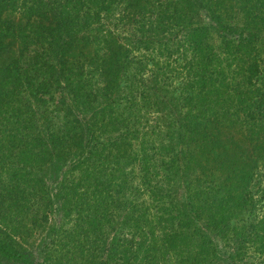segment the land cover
<instances>
[{
    "label": "trees",
    "instance_id": "16d2710c",
    "mask_svg": "<svg viewBox=\"0 0 264 264\" xmlns=\"http://www.w3.org/2000/svg\"><path fill=\"white\" fill-rule=\"evenodd\" d=\"M17 1L19 0H0V25L6 23L8 30L6 32L0 30V36L2 37L0 38V115L3 113L4 120L9 118V109L11 108L18 107V111H21V108L25 105L26 108L31 109L30 111L35 117L37 109L40 107V102L44 101L46 107L47 104H51L48 97H46L47 100L42 98L37 102L33 101L37 104V108H34L36 104L30 107L26 101L21 103L19 94L24 91V87H21L20 81L26 83L27 87L25 86V89H27L33 77H31L30 72L24 66H21L20 70L17 71L19 66L12 67L9 63L3 62L9 55V53L6 54L8 46L4 44L5 40L3 37L9 34L15 35V32L10 31L16 24L12 21L11 11L15 10ZM92 1L94 2V0L48 1V4H46L47 6L51 4L53 17L58 19L59 23L56 26L43 24L40 27L41 30L37 31L36 25L31 22L30 18L35 15L41 16V14L43 17L45 10H43V6L45 4H43L42 0H24V2H28L24 7L27 14L26 21L29 19L30 22L26 26L25 22L24 27L19 28L20 33L27 30L34 31L37 37L47 38V44H50L47 65H49L48 69H51L49 74L54 79L52 87L56 95L60 97V101L51 110L57 122L52 120L51 114L48 118L52 134H50V140H47V160L45 157L44 159L46 163L53 162L56 167L62 168L72 155H78L77 161L71 167L83 172L81 176L78 175V185L81 187L78 188L77 184H71V186L66 184L65 189L68 198L64 204L65 207H68V213L73 211L77 215L76 221L78 222L80 237L82 236L80 238L82 241L80 242L79 240L81 246L88 245L92 248L93 258L86 256L85 251L81 252L82 257H88L90 261L86 262V258V263L84 262V264H97L93 260L96 257V252L97 254H100L101 251L103 253L107 251L112 253L105 264H108L110 259H113V261H117V259L126 260L129 253L132 252V248L127 246L126 241L120 239L118 232L114 237H110V241H107L108 237L104 236L105 232L103 231L100 232L102 237L100 234H96V239H94L92 244L89 245L87 241L90 237L89 232H92V234L97 232L98 224L90 216V212L94 210L99 212L98 209L101 205L99 203L95 205V202L101 201L103 198L102 191L106 190V186L110 185L108 178L115 176L117 170H122L130 163H137L142 176L141 182L135 185L133 176L130 179L127 178L125 173L117 172L122 175L127 183V190L137 192L139 195L142 194L143 190L146 191L153 199H158L159 202L156 203L159 204L161 209L164 208L170 211L176 207L180 212L178 220L181 224H177L176 229L171 231L178 233L176 230L180 229L181 233H178L179 236H188L186 239L194 243L192 246L187 247V244H182L173 237L168 239L166 236L164 239H158L152 243L154 248L149 253L151 255L146 251L143 252L144 249L141 248L140 244L141 257H139V262L145 264L148 259L150 263L153 260L160 262V259H162L163 263H168L170 261L169 257H172L174 253L185 255L190 253L198 254L204 251L203 253H206L215 263L222 259L221 264H264V215H261L259 210H255L252 203H250L251 209L246 211L248 212L247 214L244 209L246 203H249L253 196V193L247 187L250 184L255 185V182H253L255 180L254 175L258 179L256 181L258 187H260V179L264 177V174H255V168L260 173H264V147L262 152L257 149L264 146V141L254 149L246 146V150L248 152L251 150L254 156L251 159L254 163L251 166L253 169L248 164L247 167L244 164L242 166L233 164L238 179L242 181L245 179V197L237 195L235 199H232V196H230L224 201L229 212L228 215L226 214L227 216L223 223L226 226L221 228L219 232L216 228V224H219V219L217 218V220L211 222L212 227L216 229L217 234L215 235L218 240L225 246L234 245L235 249L228 251L225 255L215 242L210 241L211 238L206 239L204 237L202 241L195 239L196 234H201L198 232L201 231L199 226L194 225L190 228L191 224L187 226V223L183 221L186 219L191 222L206 215L205 207L203 205L200 206L196 200L201 197V193H204L202 187L212 180H210V177L207 179L206 169L201 163L198 162V166L194 163L197 161L195 151L186 155L182 150L177 151L175 144L182 140L183 131H192L194 128L204 129L213 123L218 111L211 104L212 100L208 98L210 88L220 85L219 83L221 82L217 76L219 73L216 70L209 71V62L206 61L205 63L203 61L205 47H213L214 43L206 44L201 39L193 41V34L186 29L191 23L192 15H195L199 9L208 10L210 15L219 23V26L222 20L221 16L212 11L214 7L211 6L212 4L208 0H143L142 3H139V0H101L103 2V4H100L101 11L92 9L94 5V3L91 4ZM218 1L220 6L226 5L225 0ZM232 1L230 0V2ZM36 2L39 4L37 5ZM41 5L43 11L39 12ZM238 18L242 19L240 16ZM68 19L71 20V25L67 22ZM126 24L131 26V34L133 36H130L129 39L125 38L127 44L118 43L115 40L116 35L119 36L121 34H117L111 28L122 29ZM70 27L72 28L68 30ZM199 27L195 29L198 31ZM220 27L222 31L235 29L231 26H229L230 28L227 26ZM201 30L203 31L202 27ZM94 31L97 32V36L101 38V41L109 42L107 48L104 51L97 49L92 52L93 55L90 56L88 61L81 59L79 56L73 58V63L76 66L82 65L84 68L83 72L77 73L74 78H77L75 84H72L74 79L69 80L66 77L61 79L60 71L56 67L62 63V58L67 56L71 47L72 49L78 48L77 42L82 43L84 40H88ZM242 31L243 29L241 28L239 36L243 34ZM67 37L72 38L75 42L67 41ZM163 40H168V42L161 43ZM249 40L247 38L243 40L241 50H245ZM250 42H252V39ZM168 43H173V46L169 47V49L174 51H179L181 46L186 43L187 46H192L195 52L194 58L188 60L185 68H183L188 72L187 75H184L185 80L182 84L184 91L190 88L192 90L194 88L195 91L193 90L190 100L183 103L173 97L170 100H166L162 92L160 94L157 91L151 92L148 89H144L141 85L144 72L149 73L151 71L147 67L150 57L148 51L158 45L160 48L168 47ZM182 50L179 53L185 56L184 53H187L188 49L183 48ZM76 53L84 54L79 48ZM132 71H134V74H130ZM208 71L210 73H207ZM120 72L125 73L126 82L124 87H120V83L116 80ZM258 72V64L253 62L248 66L245 81L251 85L252 78ZM166 74L165 71L162 77L168 78L169 75L166 76ZM153 75L154 72L152 73ZM33 76L35 75L33 74ZM85 83L88 84L89 90L85 88ZM237 92L238 86L231 88L230 99ZM256 92V95L260 96L255 99L254 106L252 107L249 101L246 102V107L249 111L246 115V121L247 119L250 121V130H260L264 135V90L256 89ZM64 93L67 94L64 96ZM196 94L199 96V101L197 99L193 100V96ZM66 96L69 98V102H65ZM236 101L238 102V100ZM170 102L171 104H169ZM172 106L175 109L177 107L182 108L183 112H179L177 118L173 117ZM184 106H186V110H184ZM23 112L26 111L24 110ZM225 112H227V109H225ZM36 118L32 120L34 121ZM116 125L119 126L116 127ZM163 125L169 127L168 132H164ZM173 128L178 134L175 137L171 133ZM0 129L3 128L0 127ZM115 131L117 133L113 135ZM189 135H191V139L188 146L186 145L187 149L192 145L193 147L197 145L196 135ZM16 138L15 146L19 141L17 136ZM44 139L42 138V141ZM165 139H167L166 142ZM112 140L121 154L117 161L116 171L111 172L103 181L96 180L97 183L91 186V178L99 175L105 176L107 172L103 171L104 165L107 162H112L106 153H99V143H110ZM32 143L37 145L39 140H32ZM70 144L75 145V154L65 153L67 148L71 146ZM241 149L243 150V148ZM42 150L43 154H46L45 149L42 148ZM254 150L258 151L256 155ZM181 152L188 157L187 162L191 163V167L201 169L202 176L199 175L195 178L192 176V172L185 168V163H179ZM212 154L214 156V153ZM226 155L218 154L217 159L221 169L226 168L233 161L235 162L231 156ZM258 156L259 158L256 160ZM227 161L230 163L228 164ZM243 166L246 172H242ZM95 171L98 174H92ZM181 180L188 184V198L192 196L191 193L196 194V198L193 197L190 200H181L180 202L175 201L176 196H172L171 191L175 190L176 193L175 183ZM101 182L106 184V186ZM23 185L26 186V183H23ZM120 187L124 188L122 185ZM141 187H143V190ZM2 189L11 190L6 186H3ZM18 191L19 193L16 197H12L10 194L9 198H7L8 193L0 191V264H33L28 259V255L24 253L25 249L17 242L16 236L20 235L23 237L22 230L26 227V224H29V221L36 223L48 220L45 211H43L42 216H39L38 212H33L32 210V208H38L39 205L41 207L38 195L33 194V191L30 193V190L27 189L21 188ZM45 191H43L42 195L43 202L45 201L43 196L47 193ZM96 194L97 196L92 203V197ZM126 200L128 201V199ZM103 203L102 210L106 213L108 207L105 205V200H103ZM129 203L131 202L129 201ZM147 207L149 208L148 205L144 206V208ZM242 210V217L239 219L241 224H244L239 229H237L239 225L230 226L229 219L238 215ZM125 225L126 222L123 220L121 228ZM52 232L50 234L53 235ZM78 236L70 233L68 242L77 241ZM85 240L86 244L83 242ZM51 241H54V239ZM83 253L85 256H83ZM220 255H223V257L221 258ZM101 264L104 263L101 262Z\"/></svg>",
    "mask_w": 264,
    "mask_h": 264
},
{
    "label": "rangeland",
    "instance_id": "374dc122",
    "mask_svg": "<svg viewBox=\"0 0 264 264\" xmlns=\"http://www.w3.org/2000/svg\"><path fill=\"white\" fill-rule=\"evenodd\" d=\"M42 1L44 2L43 4H45V6H43V10L45 9L43 17L41 14V16L35 15L30 18L31 22L36 25L35 28H37V31L41 30L40 27L43 24L56 26L57 23H59V20L53 17V8L51 4L47 6L48 1L51 2V0ZM142 2L143 0H139V3ZM208 2L212 4L209 5L214 7L212 11L221 16L222 20L220 26H227L228 28L231 26L233 29L235 28L232 31L230 29L222 31L219 23L210 15L208 10L199 9L195 15H192L191 23L186 29L193 34V41H199V39H201L206 44L214 43L213 47H205L206 50L204 51L203 61H205V63L206 61L209 62V71L216 70V72L219 73L217 76L219 81H221L219 83L220 85L210 88V95L208 98L212 100L211 104L214 105L218 114L213 120V123L204 129L194 128L192 131H183L182 140H180L178 144H175V146L177 147V151L182 150L186 155L195 151L197 161L194 163L197 166L198 162L201 163L206 169L208 175L207 179L210 177V180H212H208L210 186L209 183H206L204 186L202 185L204 193H201V197L196 200L200 206L203 205L205 207L206 215L191 222L186 219L183 221L187 223V226L191 224L189 226L190 228L194 225L199 226V230L201 231L198 232L201 234H196L195 239L202 241L204 237L206 239L211 238L210 241L215 242L221 251H223V254L226 255L228 251H232L235 247L234 245L225 246L218 240L215 235L217 234L216 229L212 227L211 222L217 220V218L219 219V224H216V228L219 232L221 228L226 226V224L223 223L229 212L227 211V204L224 201L230 196H232V199H235L237 195L243 198L245 197V179L243 181L238 179L233 164H239L241 166L244 164L245 167H247V164L250 167L253 166L254 163L251 161L254 157L253 153L251 150L248 152L246 146L254 149L257 148L258 144L264 141L263 133L257 129L250 130V121H248V119L246 121V115L249 112L246 107V102L249 101L253 107L255 99L260 96L256 95V89L264 90V0H233L232 2H230V0H225L226 5L223 6L219 5L218 0H208ZM27 3L28 2H24V0H19L15 5V10L11 11L12 21L16 24L10 31L15 32V35L9 34L3 37L5 40L4 44L8 46L6 54L9 53L3 62L9 63L12 67L19 66L17 67V71L20 70L21 66H24L28 72H30L31 77H33L27 89H25V86L27 87L26 83L20 81L21 87H24V91L19 94L21 103H25L26 101L31 107L33 104H36L35 102L48 97L51 104H47V107L44 101L40 102V107L36 104L34 108L38 107L35 116L37 118L34 121L32 119L35 117L30 111L31 109L26 108L25 105L21 108V111H18V107L9 109L10 116H8L9 118L7 120H4L5 117L3 119L4 115L1 113L0 127L3 129H0V191L8 193L7 198L10 197V194L12 197H16L19 193L18 190L21 188L30 190V193L33 191V194L35 193L39 196L41 207L39 205L38 208H32V210L33 212H38L39 216H42L43 211H45L48 220L46 222L38 221L36 223L29 221V224H26V227L22 230L23 237L20 235L16 236L17 242L25 249L24 253L28 255V259L33 264H84L86 258V262L89 261L88 257L93 258L92 248L88 245L81 246L80 242L82 240H80V238L82 236L80 237V231L77 225L78 222L76 221L77 215L73 211L68 213V207H65L64 204L65 200L68 198L65 189L66 184L69 186H71V184L78 185V175L81 176L83 172L71 167L72 164L77 161L78 155H72L62 168L56 167L53 162L46 163L47 140H50V134H52L48 118L51 114L52 120L57 122L51 110H53L55 104L60 101V97L56 95L52 87L54 79L49 74L51 69H48L49 65H47L48 51L50 49V44H47V38L43 39L37 37L32 30L23 31L21 33L19 31L20 27H24L23 25L25 22V26L30 22L29 19L26 21L27 14L24 10L25 4ZM36 3L37 5L39 4L38 2ZM93 3V10H100V4H103L101 0H94L91 4ZM231 5H233V7H231ZM215 6H217V8H215ZM43 10L41 5V10L39 12ZM239 16L240 18L242 17V19H239ZM67 22L70 24L71 20L68 19ZM125 22H127V20H125ZM198 26L200 27L197 31L195 28H198ZM71 28L72 27L68 30ZM241 28L243 29V34L239 36ZM0 30L5 32L8 31L6 23L0 25ZM111 30L117 34H121L119 36L116 35L115 40L118 43L127 44L125 38L127 37L129 39L130 36H133L131 34V26L128 24L122 29L111 28ZM0 38L2 37L0 36ZM69 38L67 37L66 40L75 42V40ZM245 38L252 39V42L249 40L245 50H241ZM166 42H168V40L161 41V43ZM108 43L109 42L106 43L101 41L96 31L92 33L88 40H84L82 43L77 42L78 48L84 54L76 53L78 52V48L72 49L71 47L68 50L67 56L63 57L62 63L56 67L57 70L60 71L61 75H59L61 79H63L62 77H66L69 80H73L77 76V73L83 72V66H76L73 63V58L79 56L81 59L88 61L90 60V56L93 55L92 52L97 49L104 51ZM172 46L173 43H168V47L165 46L163 48H160L158 45L151 49V51H148L150 57L147 67L151 71H149V73L144 72L141 85L144 89H148L151 92L157 91L159 94L162 92L166 100H170V98L173 97L175 100L177 99L183 103L184 101H189L192 97L193 90L195 91L194 88L193 90L190 88L186 91L182 89V84L185 80L184 75H187L188 72L183 68H185L188 60L194 58L195 52L192 46H187L186 43L181 46L179 51L169 49V47ZM183 48L188 49L187 53H184L185 56L179 53L183 51ZM253 62L258 64L259 72L252 78V84L250 85L245 81V76L248 72V66ZM165 71L167 73L166 76L169 75L168 78L162 77ZM209 71L207 73H210ZM153 72L155 76H152ZM33 74L35 76H33ZM130 74H134V71ZM76 79L72 81V84L76 83ZM116 80L120 83V87H124L126 82L125 73L120 72ZM236 86H238V92L232 95L230 99V90ZM85 88L89 90L87 83H85ZM66 94L67 93H64V96ZM195 99L199 101V96L197 94L193 96V100ZM236 100H238V102ZM65 102H69L67 96ZM169 104H171V102ZM174 109L175 108L172 106L171 110H173V117L177 118L179 112L183 111L180 107ZM225 109H227V112H225ZM24 110L26 112H23ZM184 110H186V106H184ZM22 112L23 114H21ZM118 126L119 125H116V127ZM163 127L164 132H168L169 127L166 125H163ZM116 133L115 131L113 135ZM171 133L174 137L178 135L174 128ZM189 134L196 135L197 145L196 147L192 145L187 149L191 139V135ZM163 135L165 134L163 133ZM16 136L19 141L15 146V140H17ZM42 138L45 139L42 141ZM178 138L181 139L179 136ZM37 139L39 143L33 145L32 140ZM166 141L167 139H165V142ZM111 142L104 144L99 143V153H106L112 162H107V164L104 165L103 171L107 172L105 176L99 175L94 176L95 179L91 178V186L97 183L96 180L103 181L111 172L116 171L117 161L121 154L117 145L113 143L114 141L112 140ZM263 147L264 146L257 149L262 152ZM42 148L45 149L46 154H43ZM241 148H243V150ZM75 150V145H71L67 148L65 153L75 154ZM182 152L181 156H179V163H185V168H188L192 172V176L197 178L202 174L201 169L198 168V170L196 167H191V163L187 162L188 157L184 156ZM257 152V150H254L255 155ZM212 153H214V156ZM218 154H227L226 156H231L232 160H235V162L233 161L232 164H229L230 162L227 161L229 166L221 169L219 167V160L217 159ZM258 158L259 156L256 160H258ZM245 167H242V172H246ZM233 169H235V171H233ZM117 172L125 173L127 178L130 179L133 176L135 185L141 182L142 175L138 169L137 163H130L122 170H117ZM117 172L115 176H110L108 178L110 181L108 187L101 182L106 186V190L102 191L103 198L101 201L95 202L96 204L94 203L95 205L99 203L101 207L98 209L99 212L96 210L90 212V216L96 220L95 223L98 224V228L96 230L97 232L94 233L95 235L89 232L90 237L89 240H87L89 245L92 244L94 239H96V234L99 235L100 232L103 231L105 232L104 236L106 238L108 237L107 241H110V237H114L118 232L120 239L126 241L125 243L127 246L132 248V252L129 253L128 259H117V261L110 259L108 264H142L139 262L141 248L144 249L143 252L146 251L149 254L154 248L152 243L156 242L158 239H164L166 236L168 239L173 237L182 244H187V247L194 244L191 243V240L186 239L188 236H179L178 233H181L180 229L176 230L178 233H173L171 231L176 229L177 224H181L178 220L180 212L176 207L170 211L159 208V204L156 203L159 202L158 199H153L143 190V187H141L143 192L140 195L132 190H127V183L124 181L122 175ZM92 174L96 175L98 173L95 171V173ZM255 174L264 173H260L259 170L255 168ZM254 176L255 180H253V182H255V185L250 184L247 187V189L253 193V196L251 201L246 203L244 209L245 212L251 209L250 203H252L255 210H259L261 215H264V177L260 179V187H258L256 184L258 179L256 175ZM23 183H26V186L23 185ZM120 185L124 186V188H119ZM187 185L188 184H186L184 180L175 183L176 193L175 190L171 191V195L174 197L176 196L175 201L180 202L181 200L186 201L193 197L196 198V194L194 193H191L192 196L188 198L189 193H187ZM3 186L11 190H3ZM80 187L81 186L78 185V188ZM43 191H45V193L47 192L46 195L43 196L45 198L44 202L42 198ZM230 192L231 194H229ZM79 194L81 195V193ZM97 194L92 197V203ZM126 199H128V201ZM103 200H105V205L108 207L106 213L102 210L104 206ZM129 201L131 203H129ZM145 205H148L149 208H144ZM242 213L243 210L235 217H231L229 219V225H239L237 228L239 229L242 224H244H241L239 219L242 217ZM247 213L248 212H246V214ZM122 219L126 222L123 228H121ZM51 231H53V235L50 234ZM70 233L79 235L77 241L73 240L68 242ZM100 236L102 237L101 234ZM52 239H54V241H51ZM83 242L86 244V240ZM136 245L138 246L136 247ZM84 251L88 257H82L81 252ZM203 252L204 251L198 254L190 253L185 255L174 253V255L172 254L173 258L169 257L170 261L168 263H163L162 259H160V262L153 260L150 263L148 259L145 264H221L222 259L218 260V263H215ZM111 254L112 253L109 251L104 253L101 251L100 254L96 252V257L93 260L97 262V264H101V262L105 264L106 260L111 257ZM83 256H85L84 253ZM220 257L222 258L223 255H220ZM214 260L216 261L215 257Z\"/></svg>",
    "mask_w": 264,
    "mask_h": 264
}]
</instances>
